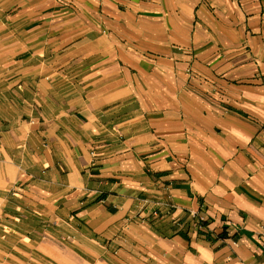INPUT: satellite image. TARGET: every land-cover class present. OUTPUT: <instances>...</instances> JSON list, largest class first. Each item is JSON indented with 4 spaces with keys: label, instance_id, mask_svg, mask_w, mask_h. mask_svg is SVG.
Segmentation results:
<instances>
[{
    "label": "crops",
    "instance_id": "1",
    "mask_svg": "<svg viewBox=\"0 0 264 264\" xmlns=\"http://www.w3.org/2000/svg\"><path fill=\"white\" fill-rule=\"evenodd\" d=\"M263 229L264 0H0V264H264Z\"/></svg>",
    "mask_w": 264,
    "mask_h": 264
},
{
    "label": "built area",
    "instance_id": "2",
    "mask_svg": "<svg viewBox=\"0 0 264 264\" xmlns=\"http://www.w3.org/2000/svg\"><path fill=\"white\" fill-rule=\"evenodd\" d=\"M165 205H166L167 209H171V208L175 207L174 203H172L171 201H167V203ZM159 214H160V211L154 212L155 216H158ZM193 217H198V215L196 213H193Z\"/></svg>",
    "mask_w": 264,
    "mask_h": 264
}]
</instances>
